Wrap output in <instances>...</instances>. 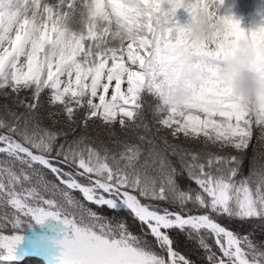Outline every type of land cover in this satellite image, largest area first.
<instances>
[{
  "label": "snow or ice",
  "instance_id": "6c2138e0",
  "mask_svg": "<svg viewBox=\"0 0 264 264\" xmlns=\"http://www.w3.org/2000/svg\"><path fill=\"white\" fill-rule=\"evenodd\" d=\"M204 3L0 0V96L17 109L0 114V205L12 209L0 219V264L23 259L24 226L49 221L63 228L42 246L48 264H193L174 232L206 264H264V243L226 226L264 222V163L242 171L254 135L264 146V93L250 110L220 74L242 40L264 74V8L247 30L229 11L193 38L190 13ZM76 192L126 212L141 234Z\"/></svg>",
  "mask_w": 264,
  "mask_h": 264
},
{
  "label": "clouds",
  "instance_id": "9594fccd",
  "mask_svg": "<svg viewBox=\"0 0 264 264\" xmlns=\"http://www.w3.org/2000/svg\"><path fill=\"white\" fill-rule=\"evenodd\" d=\"M224 7L220 0H205V3L194 8L190 15V34L193 38H204L214 31L213 24L220 26V10ZM225 9V12H228ZM252 50L249 42L242 40L239 50L233 58L223 61L220 69L221 76L227 78L232 86L234 95L241 98L243 105L255 110L258 95L264 93V74L257 72L250 65Z\"/></svg>",
  "mask_w": 264,
  "mask_h": 264
},
{
  "label": "trees",
  "instance_id": "16d2710c",
  "mask_svg": "<svg viewBox=\"0 0 264 264\" xmlns=\"http://www.w3.org/2000/svg\"><path fill=\"white\" fill-rule=\"evenodd\" d=\"M150 97L146 98V107H145V118L147 121L151 124L152 123V112L151 107H154V101H151L149 99ZM11 99V98H10ZM3 103L0 102V110L3 111ZM151 106V107H149ZM12 108L13 110H17L16 108ZM64 131H67L69 133V137L71 138L73 135H79L80 130L78 129L75 133L71 131V129L65 127L63 129ZM118 135L120 133H117ZM171 139V138H170ZM175 143V141H173ZM182 147H185L182 142H180ZM203 146L200 144L197 147H194V150H199ZM193 149V148H192ZM215 151L216 149H212ZM264 157V154L263 156ZM259 163V162H258ZM253 165V159L252 155L246 154L244 155V161H243V167L242 171L244 175H247L250 171V168ZM48 180H53L54 177H52L50 174L46 177ZM181 183H187L186 178L181 179ZM87 207H90L94 211L99 212L100 214H107L109 218L113 220H124L127 225L129 226L130 231L133 233L139 235L140 233V227L136 221L132 219L130 215H128L126 212H119V213H113L108 210H100L96 208L95 205L87 204L85 203ZM12 209L7 206L0 205V219L3 218L4 213H7L9 216L11 215ZM117 220V221H118ZM116 222V221H115ZM226 226L231 228L233 231H236L240 234L250 233L252 236V239L257 244L264 243V222L261 221H250V222H240V221H232V222H226ZM5 232H9L10 229H4ZM175 241V247L177 250L181 251L187 258L193 261V264H206V261L204 259V252L198 247L195 241H189L183 234L179 233H172L171 234ZM151 242V237L147 238ZM154 245V242H153Z\"/></svg>",
  "mask_w": 264,
  "mask_h": 264
},
{
  "label": "rangeland",
  "instance_id": "374dc122",
  "mask_svg": "<svg viewBox=\"0 0 264 264\" xmlns=\"http://www.w3.org/2000/svg\"><path fill=\"white\" fill-rule=\"evenodd\" d=\"M256 2H257V5L258 4L260 5V4L264 3V0H257ZM222 8L220 10V14L224 13L222 11L223 10ZM221 15H224V14H221ZM177 20H178V22L180 24L184 25V24H187V23L190 22V17L184 11V9H178L177 10ZM257 20H259V18L253 17L251 19L252 24H254V22L257 21ZM0 102L3 103V105L7 104L9 107L15 108V105L12 103V100L10 98L6 99L5 97L0 96ZM2 113H3V111L0 110V114H2ZM117 133H120L118 128H117ZM258 137H259V133L254 135L249 148L246 150V154L252 155L253 163L255 162L256 164L264 163V157H262L263 154H264V146L259 144ZM181 142L186 148H191V149L192 148L195 149L194 147H197L198 145H200V144H197V143H189V142H184V141H181ZM117 220L118 219L114 220L113 222H115ZM37 226L38 227H47V228H50V227L51 228H57V229H60V230H62V228H63V225H61L58 221H49V222H47L44 225H37ZM21 262H23V261H21Z\"/></svg>",
  "mask_w": 264,
  "mask_h": 264
},
{
  "label": "bare ground",
  "instance_id": "6f19581e",
  "mask_svg": "<svg viewBox=\"0 0 264 264\" xmlns=\"http://www.w3.org/2000/svg\"><path fill=\"white\" fill-rule=\"evenodd\" d=\"M77 3L79 6L82 0H77ZM261 8L255 0H224V7L222 8L224 13L221 14H225V9H228L230 14L241 21V27L247 30L253 26L251 22L252 17L259 18L257 13ZM74 26L79 27L78 19L75 21Z\"/></svg>",
  "mask_w": 264,
  "mask_h": 264
}]
</instances>
